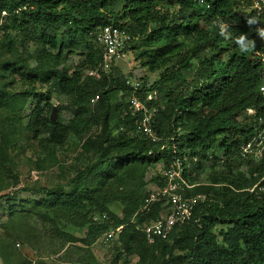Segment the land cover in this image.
<instances>
[{
    "label": "trees",
    "instance_id": "obj_1",
    "mask_svg": "<svg viewBox=\"0 0 264 264\" xmlns=\"http://www.w3.org/2000/svg\"><path fill=\"white\" fill-rule=\"evenodd\" d=\"M208 2L207 9L197 0H0V17L4 13L11 30L37 43L43 59L54 67L67 60L68 50H85L74 73L55 70V90L70 98L73 118L53 123L50 114L55 106L48 94L31 91L36 105L27 115L29 130L46 134V143L61 146L70 137L89 135L95 126L105 129L96 141L95 163L72 180L69 192L44 193V206L65 214L81 210L86 218L97 200L90 179L104 173L125 176L136 165L141 168L142 173L135 169L125 176L120 218L95 221V216L106 214L97 206L99 211L83 225L88 246L124 225L119 237L125 249L121 252L127 255L158 251L162 264H264V157L255 162L242 153L243 144L260 127L258 118L264 116L260 93L264 48L252 47L262 29L264 33V15L252 8L250 0ZM216 18L227 25L225 32L212 25ZM107 25L128 33L135 59L159 73L139 93L143 100L148 90H156L166 105L157 116L156 130L162 136L158 143L135 131L129 113L131 92L121 69L112 67L100 79L85 75L102 61L96 38ZM20 75L28 85H35L38 78L51 80L37 76L34 69ZM119 93L122 102L113 109L112 100ZM96 96L99 99L92 104ZM6 102L14 106V94L0 89V107ZM12 109L17 111L18 106ZM249 109L256 113L249 114ZM175 153L187 155L191 162L186 176L194 187L186 195L204 199L189 224L176 227L167 239L149 243L136 228L143 218L133 223L146 198L143 171L160 160L168 166ZM159 181L162 185L164 178ZM158 212L148 216L156 218Z\"/></svg>",
    "mask_w": 264,
    "mask_h": 264
},
{
    "label": "rangeland",
    "instance_id": "obj_2",
    "mask_svg": "<svg viewBox=\"0 0 264 264\" xmlns=\"http://www.w3.org/2000/svg\"><path fill=\"white\" fill-rule=\"evenodd\" d=\"M6 21L3 13L0 17V89L11 91L15 102L14 106L6 102L4 108L0 107V264H162V254L158 251L155 254L122 253L121 250L125 249L120 237L111 242H95L90 246L83 242L86 231L83 225L90 221L93 211L104 207L111 222L123 215V204L119 198L126 191L125 176L134 173L135 169L141 172L138 165L135 169H129L125 176H119L120 172L110 176L104 173L90 179V184L97 188V200L93 203L94 207L86 211V218L81 215V210L65 214L44 206L43 197L48 191L69 192L73 189L72 180L95 163L98 154L96 141L102 137L105 129L104 126H95L89 135L70 137L61 146H52L46 143V134L36 135L29 130L27 115L36 105L32 102L34 94H29L31 91L48 94L56 107L57 121L67 123L73 118L74 108L70 98L55 90V70L74 73L85 57V50H68L67 60L56 68L43 59L44 54L37 43L11 30ZM261 32L252 42V47L264 48L263 29ZM125 51L127 62L134 64L133 69L130 70L126 63H119L113 68L118 67L125 75L142 79L146 87H150L158 79L159 73L150 72L140 65L131 44ZM16 62L25 66L17 64L14 67ZM31 69L36 70L39 77H50V82L38 78L35 85H28L20 74L29 73ZM121 102L122 94L119 93L112 100L113 109ZM17 106V111L23 110L22 113L12 109ZM217 156L221 157L220 154ZM165 169L166 165L161 160L144 169L146 196L161 184L159 179H163ZM202 177V181H205V176ZM97 206L99 208L96 209ZM156 209L158 214L163 212L162 205L154 206L152 212ZM141 218L142 222L136 226L140 232L145 223L156 219L137 212L133 223L136 224ZM166 252L169 253L168 250Z\"/></svg>",
    "mask_w": 264,
    "mask_h": 264
},
{
    "label": "built area",
    "instance_id": "obj_3",
    "mask_svg": "<svg viewBox=\"0 0 264 264\" xmlns=\"http://www.w3.org/2000/svg\"><path fill=\"white\" fill-rule=\"evenodd\" d=\"M199 5L211 7L208 0H197ZM253 9H257L260 16L264 15V0H250ZM212 25L217 27L220 33L227 29V25L216 18ZM131 41V36L119 27L107 25L102 27L97 35L96 44L101 49L103 58L99 65L94 69L85 71V75L95 79L102 78L103 74L110 73L113 66L119 63H126L133 69V62H127L128 56L126 48ZM144 81L140 78L127 75L126 87L130 89L129 113L134 118L135 131L151 142L158 143L162 136L156 130L157 116L166 109V105L160 100L156 90H148L145 93V99H141L139 93L144 89ZM260 93L264 97V85L260 87ZM99 96L91 100L96 103ZM249 114H255L254 109H249ZM260 127L253 133L249 140L243 144V155L255 162H259L264 157V116L258 118ZM123 130V128H121ZM191 162L187 155H173L172 161L166 166L164 173V183L148 192L143 205L138 213L144 216L149 215L157 204H162L163 212L158 218L150 223H145L141 231L146 236L149 243L155 239H167L176 227L189 224L194 215V210L198 202L204 197L187 196L185 191L193 188L187 178V169ZM137 215V214H136ZM95 221H108L106 214L95 216ZM124 225H120L107 232L98 242H111L119 237L123 232Z\"/></svg>",
    "mask_w": 264,
    "mask_h": 264
},
{
    "label": "water",
    "instance_id": "obj_4",
    "mask_svg": "<svg viewBox=\"0 0 264 264\" xmlns=\"http://www.w3.org/2000/svg\"><path fill=\"white\" fill-rule=\"evenodd\" d=\"M51 121L55 123L57 121V115H56V107H53V111L51 114Z\"/></svg>",
    "mask_w": 264,
    "mask_h": 264
}]
</instances>
